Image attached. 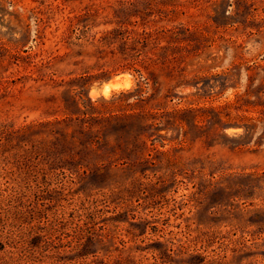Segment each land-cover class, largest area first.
I'll return each instance as SVG.
<instances>
[{"label": "rangeland", "instance_id": "1", "mask_svg": "<svg viewBox=\"0 0 264 264\" xmlns=\"http://www.w3.org/2000/svg\"><path fill=\"white\" fill-rule=\"evenodd\" d=\"M0 200L22 264H264V0H0Z\"/></svg>", "mask_w": 264, "mask_h": 264}, {"label": "trees", "instance_id": "2", "mask_svg": "<svg viewBox=\"0 0 264 264\" xmlns=\"http://www.w3.org/2000/svg\"><path fill=\"white\" fill-rule=\"evenodd\" d=\"M28 173V175H30V172H26ZM6 200H0V205L4 204L5 205ZM14 209L17 210L16 207L12 206V209H10L9 212L10 214H13V220L16 222H28L29 220H35L37 218L41 217V214L32 212L31 216H29V218H27L26 216L23 215H18L19 212H14ZM72 211V210H71ZM83 211V212H82ZM73 212L75 214H80L85 213L86 214V220L88 223H95L96 220H98V216L97 214L90 210V209H86L83 204L82 206H77L76 208L73 209ZM8 213V212H7ZM16 213V214H15ZM8 215V214H7ZM1 219V218H0ZM1 221V220H0ZM48 231L50 232V234L55 231L53 230V228H49ZM52 231V232H51ZM31 238H29V240H27V245L29 248H31L34 252L32 253V256H30L29 258L25 257V262L28 261H35V257L34 254L37 252H42V238L39 235H35L32 234V236H30ZM6 245L7 243L5 242V238L1 235L0 236V264H22V258L18 255V256H13V255H9V252L6 249ZM82 253V252H81ZM84 255V253L82 254Z\"/></svg>", "mask_w": 264, "mask_h": 264}, {"label": "bare ground", "instance_id": "3", "mask_svg": "<svg viewBox=\"0 0 264 264\" xmlns=\"http://www.w3.org/2000/svg\"><path fill=\"white\" fill-rule=\"evenodd\" d=\"M116 85H118V84H116L114 81H112V82H110L109 84L106 85V89L105 90L110 89L112 86L115 87Z\"/></svg>", "mask_w": 264, "mask_h": 264}]
</instances>
